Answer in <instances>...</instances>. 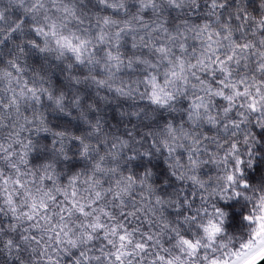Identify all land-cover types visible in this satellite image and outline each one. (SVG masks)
<instances>
[{
    "label": "clouds",
    "instance_id": "clouds-1",
    "mask_svg": "<svg viewBox=\"0 0 264 264\" xmlns=\"http://www.w3.org/2000/svg\"><path fill=\"white\" fill-rule=\"evenodd\" d=\"M0 264H264V0H0Z\"/></svg>",
    "mask_w": 264,
    "mask_h": 264
}]
</instances>
